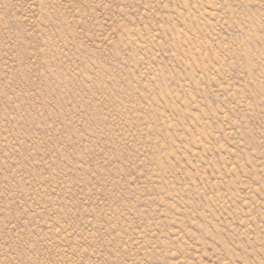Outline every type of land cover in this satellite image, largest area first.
Here are the masks:
<instances>
[{
  "label": "rangeland",
  "instance_id": "obj_1",
  "mask_svg": "<svg viewBox=\"0 0 264 264\" xmlns=\"http://www.w3.org/2000/svg\"><path fill=\"white\" fill-rule=\"evenodd\" d=\"M0 264H264V0H0Z\"/></svg>",
  "mask_w": 264,
  "mask_h": 264
}]
</instances>
